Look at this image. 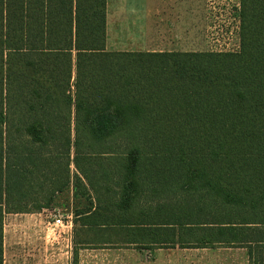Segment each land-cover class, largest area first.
I'll list each match as a JSON object with an SVG mask.
<instances>
[{"label": "trees", "instance_id": "16d2710c", "mask_svg": "<svg viewBox=\"0 0 264 264\" xmlns=\"http://www.w3.org/2000/svg\"><path fill=\"white\" fill-rule=\"evenodd\" d=\"M108 0H0V264L9 155L55 158L75 226L264 264V0L233 52L107 49ZM80 204V205H81Z\"/></svg>", "mask_w": 264, "mask_h": 264}, {"label": "rangeland", "instance_id": "374dc122", "mask_svg": "<svg viewBox=\"0 0 264 264\" xmlns=\"http://www.w3.org/2000/svg\"><path fill=\"white\" fill-rule=\"evenodd\" d=\"M194 5L202 11V18H197L196 51H237L240 0H195ZM107 49L113 47L107 44ZM6 166L4 264H249L244 248L138 250L109 243L118 238L109 231H79L74 210L83 201L74 198L73 165L71 186L62 192H54L53 155H9ZM59 213L73 217L67 245L63 235L48 230L51 218Z\"/></svg>", "mask_w": 264, "mask_h": 264}, {"label": "crops", "instance_id": "0c3cea01", "mask_svg": "<svg viewBox=\"0 0 264 264\" xmlns=\"http://www.w3.org/2000/svg\"><path fill=\"white\" fill-rule=\"evenodd\" d=\"M194 2L108 0V47H113L111 51L201 52L196 51V38L202 11L197 12Z\"/></svg>", "mask_w": 264, "mask_h": 264}, {"label": "built area", "instance_id": "2783aa9c", "mask_svg": "<svg viewBox=\"0 0 264 264\" xmlns=\"http://www.w3.org/2000/svg\"><path fill=\"white\" fill-rule=\"evenodd\" d=\"M239 29H240V24L238 27H236L238 40H239ZM225 52H228V51H225ZM51 219H52L51 222L48 223V230L51 232H55V233L58 232L60 236L63 235L65 237V240H66L65 242L67 245L71 238L73 227H74L72 215H68L65 217L63 214L59 213ZM67 247L68 246H66V248Z\"/></svg>", "mask_w": 264, "mask_h": 264}]
</instances>
